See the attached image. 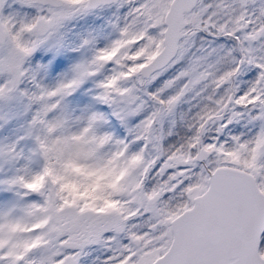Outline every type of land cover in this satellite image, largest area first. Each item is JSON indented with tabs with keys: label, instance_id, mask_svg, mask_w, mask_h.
<instances>
[{
	"label": "snow or ice",
	"instance_id": "snow-or-ice-1",
	"mask_svg": "<svg viewBox=\"0 0 264 264\" xmlns=\"http://www.w3.org/2000/svg\"><path fill=\"white\" fill-rule=\"evenodd\" d=\"M0 264H264V0H0Z\"/></svg>",
	"mask_w": 264,
	"mask_h": 264
}]
</instances>
